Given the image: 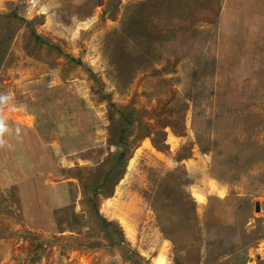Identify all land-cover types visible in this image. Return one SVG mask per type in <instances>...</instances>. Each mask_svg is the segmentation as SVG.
Here are the masks:
<instances>
[{
	"label": "rangeland",
	"instance_id": "374dc122",
	"mask_svg": "<svg viewBox=\"0 0 264 264\" xmlns=\"http://www.w3.org/2000/svg\"><path fill=\"white\" fill-rule=\"evenodd\" d=\"M0 93V264H264V0H0Z\"/></svg>",
	"mask_w": 264,
	"mask_h": 264
},
{
	"label": "clouds",
	"instance_id": "9594fccd",
	"mask_svg": "<svg viewBox=\"0 0 264 264\" xmlns=\"http://www.w3.org/2000/svg\"><path fill=\"white\" fill-rule=\"evenodd\" d=\"M10 100V94L0 93V109L7 106L8 101ZM7 131V125L5 124L4 118L0 116V148L5 147L6 141L3 134ZM19 131V130H17Z\"/></svg>",
	"mask_w": 264,
	"mask_h": 264
},
{
	"label": "trees",
	"instance_id": "16d2710c",
	"mask_svg": "<svg viewBox=\"0 0 264 264\" xmlns=\"http://www.w3.org/2000/svg\"><path fill=\"white\" fill-rule=\"evenodd\" d=\"M37 38H40V37L37 36ZM124 120H125L126 124H128V123H130L132 121V118L131 117H125ZM124 130L125 129H120V135H119V140L120 141H122L124 139ZM124 154H125V149L122 150L121 152H119V154L114 158V161H115V163L117 165H119V163L122 162V159H123Z\"/></svg>",
	"mask_w": 264,
	"mask_h": 264
},
{
	"label": "water",
	"instance_id": "95a60500",
	"mask_svg": "<svg viewBox=\"0 0 264 264\" xmlns=\"http://www.w3.org/2000/svg\"><path fill=\"white\" fill-rule=\"evenodd\" d=\"M256 210H258V206L256 207Z\"/></svg>",
	"mask_w": 264,
	"mask_h": 264
},
{
	"label": "bare ground",
	"instance_id": "6f19581e",
	"mask_svg": "<svg viewBox=\"0 0 264 264\" xmlns=\"http://www.w3.org/2000/svg\"><path fill=\"white\" fill-rule=\"evenodd\" d=\"M141 202V201H140Z\"/></svg>",
	"mask_w": 264,
	"mask_h": 264
}]
</instances>
